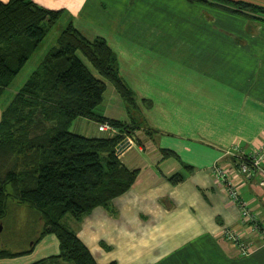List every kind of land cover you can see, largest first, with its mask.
<instances>
[{
    "label": "crops",
    "instance_id": "1",
    "mask_svg": "<svg viewBox=\"0 0 264 264\" xmlns=\"http://www.w3.org/2000/svg\"><path fill=\"white\" fill-rule=\"evenodd\" d=\"M33 1L62 10L59 26L72 22L85 37L106 40L134 106L108 81L97 113L124 120L135 111L137 123L156 138L137 133L139 144L121 158L138 169L134 182L110 208L97 206L69 226L96 261L264 264V242L242 222L239 206L213 169L218 165L233 178L242 200L264 223L259 175L238 169V155L264 143V21L251 17L264 15L190 0ZM243 1L264 8V0ZM31 70L19 76L14 90ZM3 106L0 100V118ZM97 125L79 117L71 128L107 136ZM165 148L170 156H162ZM174 174L181 180H169ZM225 227L253 241L252 252L242 256L224 237ZM29 251L0 257V264H32L57 254L59 243L46 233Z\"/></svg>",
    "mask_w": 264,
    "mask_h": 264
},
{
    "label": "trees",
    "instance_id": "2",
    "mask_svg": "<svg viewBox=\"0 0 264 264\" xmlns=\"http://www.w3.org/2000/svg\"><path fill=\"white\" fill-rule=\"evenodd\" d=\"M190 1L264 15V8L243 0ZM61 15L62 10L33 0L0 1V94L15 85L17 74L58 25ZM55 41L1 111L0 223L9 200H15L34 210L43 222L33 242L53 233L59 243L57 254L32 264H99L63 219L68 215L79 221L97 206L108 207L112 198L131 186L138 169L127 167L117 156L116 143L121 138L117 133L86 136L72 131L71 125L84 117L130 131L124 121L104 117L96 109L106 88L104 79L130 107L134 106V96L118 73L116 53L102 36L89 39L68 22ZM79 54L102 78L92 73ZM135 126L142 128L141 124ZM145 132L152 133L146 126ZM161 151L162 156L172 154L166 148ZM181 178L174 174L169 180ZM241 220L257 240L264 242V223L259 215L241 216ZM240 241L247 252L240 254L251 253L253 241L242 235ZM21 253L0 248V257Z\"/></svg>",
    "mask_w": 264,
    "mask_h": 264
},
{
    "label": "rangeland",
    "instance_id": "3",
    "mask_svg": "<svg viewBox=\"0 0 264 264\" xmlns=\"http://www.w3.org/2000/svg\"><path fill=\"white\" fill-rule=\"evenodd\" d=\"M206 5L213 7V5H210V4H206ZM63 25L64 24H62V26L56 25L55 27H53L51 29V31L45 37L44 41L41 43L38 50L29 58V60L27 61L25 66L22 68V70L19 73V75L17 76V78L14 79L13 83H17L18 79L20 78L19 76H22L28 70L36 67V65L38 64V62L42 58V56L47 52L50 45L52 43L56 42L55 40L57 38V35L60 32V29L63 27ZM79 55L83 59V61L86 63V65L90 68L92 73L95 76L102 78L98 74V72L92 67V65H90V63L81 54H79ZM104 80H105V83H107V84H109V86H111L110 85L111 83L108 82L107 79H104ZM22 81H23V79L20 81V83ZM13 88L14 87H9L0 94V99L3 102L4 106H6L8 101L11 99V96L14 93ZM137 118H138L137 113L135 111H132L131 116L122 120L125 122L126 125H129L128 127H131V128H129L130 131H124V129H122V131H120L117 128H115L114 126H113L114 128L112 130H110V129L108 130V128L99 129L101 131H105L107 133V136H111V135H114L116 133L118 135H120L121 138H119V140L117 141L116 146L124 144L125 141L127 142L126 147L122 148V150H119V152H118L117 156L119 157V159L122 158L123 153L126 150H129L130 147L134 146L135 144H137V145L139 144L137 133L139 135L141 134L142 136L144 133L150 139L153 138L152 140H154V138H155L154 134H152V133L147 134L144 132L145 126H143L142 128H135L136 127L135 125L139 124V123H137ZM133 126H135V127H133ZM133 128H135V129H133ZM137 130H140V132L142 131L143 133L142 132L140 133L139 131L136 132ZM114 198H112L108 207H106V208L111 207V204L113 203ZM241 198H242V195H241ZM17 206H23V208H20ZM101 207H103V206H101ZM248 211L250 214H252V216L249 215V217L256 216V213L253 210H251L250 208H248ZM88 214L89 213L85 214L84 217ZM63 222H65L69 226H72L70 224L73 223V218H71L70 216L67 215L63 219ZM1 226L2 227L0 230V248L6 249L10 252H22L21 254H17V255L12 256V257H15L18 255H24V254H27L30 252L29 249L31 246V242L35 239L36 234L42 228L43 222H41V220L38 219L36 212L34 210L30 209L28 206L21 205V204H15L13 201H11V203L8 204V211L3 218V223H1ZM240 235H242V234L240 233ZM225 238H227V237H225ZM231 243L233 244V242H231ZM204 246H206V245H204ZM234 246H236V245L234 244ZM237 248H238V246H237ZM252 249L253 248H251V250ZM239 251H240V249H239ZM244 256H246V255H244ZM114 264H115V262H114Z\"/></svg>",
    "mask_w": 264,
    "mask_h": 264
},
{
    "label": "built area",
    "instance_id": "4",
    "mask_svg": "<svg viewBox=\"0 0 264 264\" xmlns=\"http://www.w3.org/2000/svg\"><path fill=\"white\" fill-rule=\"evenodd\" d=\"M108 128V130H112L114 127L108 123L107 121L102 122L98 125V129ZM130 141V140H129ZM128 141V142H129ZM127 142L121 144L116 147V154L118 155L119 150L126 147ZM238 169L240 172L244 174L257 173L259 175V185L264 188V143L260 145L258 149L250 154H241L238 155ZM213 169L215 171V175L219 182L223 185L226 193L230 197V199L239 206V210L241 212V216L244 218H252V214L249 213L248 207L246 203L241 198L240 190L233 180V178L228 175L224 169H222L218 165H214ZM223 234L227 237L233 244L238 246L240 251L245 252V246L242 241H240V233L236 230L225 227L223 229ZM247 253V252H245Z\"/></svg>",
    "mask_w": 264,
    "mask_h": 264
},
{
    "label": "water",
    "instance_id": "5",
    "mask_svg": "<svg viewBox=\"0 0 264 264\" xmlns=\"http://www.w3.org/2000/svg\"><path fill=\"white\" fill-rule=\"evenodd\" d=\"M1 227H2V226H1V223H0V230H1Z\"/></svg>",
    "mask_w": 264,
    "mask_h": 264
}]
</instances>
